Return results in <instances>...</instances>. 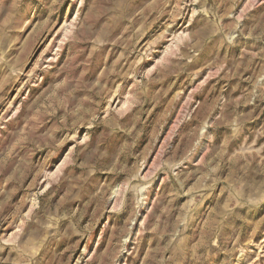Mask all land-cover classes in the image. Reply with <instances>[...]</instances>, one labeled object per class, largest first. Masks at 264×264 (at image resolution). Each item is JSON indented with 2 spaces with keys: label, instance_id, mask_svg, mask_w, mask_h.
Listing matches in <instances>:
<instances>
[{
  "label": "clouds",
  "instance_id": "clouds-1",
  "mask_svg": "<svg viewBox=\"0 0 264 264\" xmlns=\"http://www.w3.org/2000/svg\"><path fill=\"white\" fill-rule=\"evenodd\" d=\"M260 232L264 0H0V264H264Z\"/></svg>",
  "mask_w": 264,
  "mask_h": 264
},
{
  "label": "rangeland",
  "instance_id": "rangeland-1",
  "mask_svg": "<svg viewBox=\"0 0 264 264\" xmlns=\"http://www.w3.org/2000/svg\"><path fill=\"white\" fill-rule=\"evenodd\" d=\"M153 29H155V25L153 26ZM157 35H158V32L153 30L151 32V35L146 36L144 41H143L145 46H147L148 44H151L152 41L156 39ZM167 51H168L167 48L164 49L165 53H167ZM111 60L114 62L115 57H112ZM37 95H39V93H37ZM162 111L163 110H161V112ZM159 116H160V114L158 113L156 116L157 120L159 119ZM209 210H211V209H209ZM248 235H252V229L251 228L248 229ZM259 244H264V232L257 233L256 235L253 236V242L250 245V247L255 248V252L252 254V261H256V257L259 254V252L261 251V248L257 246ZM220 256H221V259H223V257L225 256V253H220ZM260 259L264 260V257H260ZM250 264H251V262H250Z\"/></svg>",
  "mask_w": 264,
  "mask_h": 264
}]
</instances>
